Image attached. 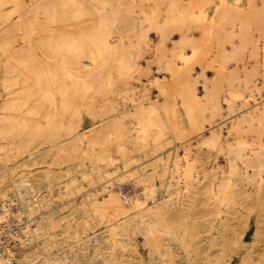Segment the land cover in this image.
<instances>
[{
  "label": "bare ground",
  "instance_id": "obj_1",
  "mask_svg": "<svg viewBox=\"0 0 264 264\" xmlns=\"http://www.w3.org/2000/svg\"><path fill=\"white\" fill-rule=\"evenodd\" d=\"M48 6L49 54L37 58L32 74L19 68L10 79L17 92L32 77L35 88L21 96L24 102L47 99L42 116L52 143L71 146L69 139L104 129L129 138L139 155L128 157L132 166L156 153L150 165L160 168L161 186L180 182L176 194L189 199L195 215L186 241L169 229L167 240H179L191 264H264V0H48ZM153 47L165 58L151 68ZM28 180L11 183L19 211L30 215L39 208ZM155 189L145 185L142 198H134L130 228L125 220L122 230L96 234L101 244L94 249L108 262L144 244L136 234L139 224L150 226L145 202ZM9 201L0 200L2 211ZM41 219L32 223L35 237ZM11 253L0 255V264L11 262ZM47 259L40 253V264ZM142 259L171 264L153 251Z\"/></svg>",
  "mask_w": 264,
  "mask_h": 264
},
{
  "label": "rangeland",
  "instance_id": "obj_2",
  "mask_svg": "<svg viewBox=\"0 0 264 264\" xmlns=\"http://www.w3.org/2000/svg\"><path fill=\"white\" fill-rule=\"evenodd\" d=\"M39 4L40 6L37 7ZM48 12V0H0V16H2L0 18V156L2 155L6 164H9L8 174L0 164V200H10L8 205L17 204V201L13 200L18 198L14 195L11 183L14 177L15 180L29 179L27 182L31 184L32 200L36 202L35 204H41H37L39 210L30 215L21 208L23 215L30 219L28 228L23 231L27 244L22 243L14 248L11 262L7 264H40L38 260L40 253L48 256L49 262L45 264H112L94 249L101 244L96 240V234L101 231L100 228L106 233L122 230L125 227L123 225L125 220L129 222L130 228L132 202L134 198H142L141 193L145 185H154L157 189L152 193L153 201L145 202L152 207L151 212L148 213L150 217L146 214L150 226L145 228L144 225L139 224V234H136L140 240L144 237V244H135L132 249L122 252L116 260L117 264L125 262L137 264L138 258L140 261L141 256H147L151 251L162 260L164 258L170 260L171 264H191L180 248L181 242L167 240L169 234L165 233V230H171L179 239L186 241L195 220L194 208H191V202L187 197L182 198L180 194H176L180 182L177 183L173 179L168 188L164 189L161 186L160 168L150 165L155 160L156 153L146 154L143 164L132 166L127 160L128 157L139 155L136 151H130L129 138L116 133L111 134L104 129L96 132L86 130L87 133L82 129L81 132L85 133L83 138L77 136L69 139L70 143H73L71 146L68 144L57 146L52 143L46 121L42 116V113L48 109L47 99L34 103L35 100L32 98L24 102L21 97L33 92L35 86L32 77L21 83L20 90L17 92L13 90L16 85L10 79L11 75H14L19 68H24L32 74L30 68L37 66V58L41 56L45 59L49 54V44L45 39ZM6 14L9 16L6 17ZM203 41L198 42H201L200 46L197 43L199 47L202 46L201 48L206 44V41ZM154 42L155 36L152 34L150 43L154 44ZM155 49L153 47L148 54L154 61L150 64L151 68L157 61L165 58ZM34 53L36 58L33 56ZM199 57L201 54L196 56ZM166 72L165 74L168 75ZM207 72L208 75L209 71ZM146 77H142V81H145ZM33 106L34 110L31 109ZM30 109L32 111H29ZM127 117L129 115L121 120L122 124H127ZM31 127L32 131H30ZM119 162H122L121 169L117 168ZM170 194L176 198L171 201L165 200ZM39 215L44 218L40 221L42 233L40 232L39 237H35L30 229L38 221ZM25 216H22L24 220ZM138 245L139 247H136ZM171 246H178L179 249ZM130 252L137 257L132 258ZM143 259L141 261L145 264H165V262L160 263L158 259H154L155 261L153 259L143 261Z\"/></svg>",
  "mask_w": 264,
  "mask_h": 264
},
{
  "label": "built area",
  "instance_id": "obj_3",
  "mask_svg": "<svg viewBox=\"0 0 264 264\" xmlns=\"http://www.w3.org/2000/svg\"><path fill=\"white\" fill-rule=\"evenodd\" d=\"M6 207V212L0 208V255H5L22 244L25 240L23 231L30 220L19 211L18 204H7Z\"/></svg>",
  "mask_w": 264,
  "mask_h": 264
}]
</instances>
